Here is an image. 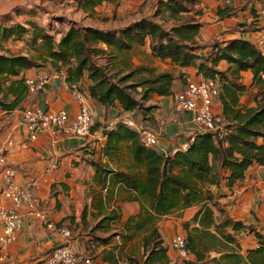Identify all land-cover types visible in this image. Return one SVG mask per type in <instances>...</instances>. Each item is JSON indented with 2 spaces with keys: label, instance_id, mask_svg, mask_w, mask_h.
Returning <instances> with one entry per match:
<instances>
[{
  "label": "trees",
  "instance_id": "obj_1",
  "mask_svg": "<svg viewBox=\"0 0 264 264\" xmlns=\"http://www.w3.org/2000/svg\"><path fill=\"white\" fill-rule=\"evenodd\" d=\"M77 1L79 9L92 14L103 3L118 2ZM186 11L185 0H160L150 18L110 30L72 25L60 39L35 21H28L26 25H9L0 17V42L24 40L29 36L28 47L34 52L29 56L0 53V109L8 113L21 109L28 96L26 71L50 66L57 73L65 72V80L70 87L79 89L83 81H87L89 97L102 105L105 112L118 109L115 118L132 115L138 123L136 115L144 118L145 111L153 109L144 108L142 103L148 102L153 94L172 96L179 77L171 72L155 73L154 69L146 66L127 73L118 71L110 74L119 54L129 52L135 46L149 44L153 57L169 60L181 68H196L198 74L218 83L217 99L222 105V121L229 131L226 137L228 145L223 147L214 133H198L188 150H178L171 155L143 146L135 130L119 123L108 132L104 153L109 155L118 150L122 142L131 143L138 171L117 172L93 163L95 180L102 188L108 183L126 186L137 193L135 199L150 203L152 212L160 216L200 206L192 220L198 227L184 224L187 250L196 257V261L184 259L185 264H207L211 251L222 253L220 260H213L215 264H220L219 261L247 264L243 256L231 253L234 252L232 246L239 248V244L228 228L234 232L256 234L260 247L249 251L248 258L264 254V238L253 227L226 216L219 205L221 195L214 194L212 188L220 189L222 181L233 188L246 178L251 167L264 165V53L255 43L245 39L199 44L197 37L204 25L201 8L196 12V20L179 23L169 30L153 20L165 14L179 18ZM204 50L207 51L202 54ZM103 57L110 58L105 65L94 62V58ZM221 62L229 65L226 71L218 69ZM247 71L252 73V84L258 89L254 96L256 106L251 108L240 104V97L247 89L241 82L242 73ZM142 72H148L149 76L133 80ZM137 95L141 99H137ZM213 207H219V211L225 214L221 223H217ZM116 219L115 216L104 217L93 230L106 231V224ZM148 231L143 241L145 252H149L144 264H153L156 259L167 262V250L157 227H150ZM109 239L97 238L102 243ZM105 259L113 262L114 258L110 255Z\"/></svg>",
  "mask_w": 264,
  "mask_h": 264
},
{
  "label": "crops",
  "instance_id": "obj_2",
  "mask_svg": "<svg viewBox=\"0 0 264 264\" xmlns=\"http://www.w3.org/2000/svg\"><path fill=\"white\" fill-rule=\"evenodd\" d=\"M4 2L6 0H0V15H3L1 12ZM76 7L78 10V1ZM200 7L204 12L201 18L204 25L197 37L201 45L213 43L215 40L226 42L233 39H245L257 45L264 36L262 16L264 0H200ZM146 47L153 59L178 68V71L171 73L179 78L175 82L172 96L160 97L153 94L147 102V106L153 109L145 111L144 118L142 115H136L135 118L141 127L160 134V144L157 148L160 152L173 155L172 153L178 151L191 137L204 133L193 122L192 112L178 110L174 99V96L181 93L189 83L200 81L204 76L198 74L196 68H181L169 60L157 59L153 57L149 44ZM206 51L204 50L202 54ZM10 53L24 56L34 54L27 45H24L22 50L7 52ZM228 67L226 62H221L218 69L226 71ZM149 68L154 69L150 66ZM154 71L157 73L155 69ZM46 76L50 82L40 97L28 95L22 108L10 113L0 109V148L9 142L12 143L7 151V158L9 164L17 171L16 182L23 186L30 180L38 181L40 184L38 195L50 221L69 229L73 242L78 243L87 252L93 253L94 264H114L115 261L117 264H144L149 252H145L143 241L148 236L150 227H157L168 258L167 262L156 259L153 264H185L173 241L178 236L186 239L184 224L191 223V227H198L192 220L201 207L194 206L160 216L152 212L150 203L141 198L135 199L137 193L126 186L108 183L102 188L96 182L93 163H100L106 169L117 172H135L138 169L135 167L129 142H122L118 150L109 155L104 153L106 137L114 128L111 124L118 109L105 112L102 105L89 97L87 81H83L79 89L92 109L97 112L91 134L83 139H73L47 131L39 133L37 140L29 141V128L23 117L24 109L66 111L71 117H75L81 110L73 87L65 80L64 71L57 73L49 66L31 69L25 73L26 78ZM241 82L247 89L240 97V104L247 108L255 107L254 96L258 89L252 84V73L243 72ZM214 110L222 113V105L218 99L215 100ZM53 167L56 168L48 172ZM262 189L264 165L251 167L246 178L233 188L227 187L226 181H222L220 189L212 188L214 194L221 195L219 205L227 213L226 216L253 227L256 233L264 238V206L260 196ZM0 204L9 205L2 195L1 178ZM213 211L217 223H221L225 214L219 211V207H213ZM108 216L117 218L106 224L108 230H93L104 217ZM145 221L149 222L143 224ZM99 232L106 233L107 237L97 235ZM228 232L234 235L239 244V248L232 246L234 252L231 253L243 256L247 264H259V261L264 264V254H254L248 258L249 251L258 249L259 240L255 233L234 232L229 228ZM109 236L120 240L117 242L109 240L106 243L97 240L100 237L107 239ZM126 236L131 238L125 239ZM64 242L61 233L52 231L43 222L31 218L18 231L16 241L5 250L6 261L2 264H46V259L53 249ZM110 255L114 258L113 262L105 259ZM158 256L156 255L157 258ZM221 256L222 253L211 251L207 264H215L213 260H220ZM190 260L196 261V257L190 254ZM219 262L224 264V261Z\"/></svg>",
  "mask_w": 264,
  "mask_h": 264
},
{
  "label": "built area",
  "instance_id": "obj_3",
  "mask_svg": "<svg viewBox=\"0 0 264 264\" xmlns=\"http://www.w3.org/2000/svg\"><path fill=\"white\" fill-rule=\"evenodd\" d=\"M262 16L264 18V12ZM257 45L264 51V36ZM49 82L48 76L26 78L25 84L28 95L35 98L40 97ZM73 89L74 95L81 104V110L75 117H71L66 111H50L41 108L23 110V117L29 128V141L37 140L39 133L47 131L73 139H83L91 134L97 112L92 109L77 87H73ZM218 94V83L213 79L204 77L200 81L189 83L181 93L174 96V99L178 110L192 112L193 122L199 127V130L205 133H214L221 140L223 147H226L228 145L226 137L229 131L225 127L221 115L214 110V103ZM119 123L135 130L139 134V141L143 146L159 148L160 134L141 127L132 115L115 118L111 125L115 127ZM194 139L195 137H191L189 141L181 145L179 150H188ZM10 146H12L11 142L0 148L1 191L4 199L9 202V205L0 204V264L6 261L4 253L7 247L16 241L18 231L31 218L43 222L48 229L61 233L65 240L63 244L53 249L46 259V264H94L93 253L87 252L78 243L73 242L69 229L50 221L47 212L42 208L41 199L38 195L40 190L38 181L30 180L23 186L16 182L17 171L9 164L7 158V151ZM55 168H51L48 172ZM260 196L264 206V189L261 190ZM173 245L180 255L189 261L190 253L186 247L185 237H176Z\"/></svg>",
  "mask_w": 264,
  "mask_h": 264
},
{
  "label": "rangeland",
  "instance_id": "obj_4",
  "mask_svg": "<svg viewBox=\"0 0 264 264\" xmlns=\"http://www.w3.org/2000/svg\"><path fill=\"white\" fill-rule=\"evenodd\" d=\"M159 1L160 0H118V2L116 1L112 4L104 3L97 8L96 13L89 14L84 11H79V9L77 10V0H10L9 2L6 0L2 5L3 11L1 13H3V15H0V17L3 21L9 23V25L17 23L26 25L28 21H35L40 26L48 29L57 39H60L72 25L110 30L120 29L146 17L150 18L154 15ZM185 5L187 11L181 14L179 18H172L169 14H165L164 16L160 15L153 18V20L160 23L166 30H169L179 23L191 19L196 20V12L201 8L200 0H185ZM30 40L29 36H25L24 40L0 42V53H7L10 50H14L15 52L22 50L24 45L28 46ZM107 58L109 57L94 58V62L98 65H105L110 60V58ZM139 66L153 67L157 73L161 71H178V68H175L172 64L161 63L153 59L148 53V48L145 45L140 47L135 46V48L129 52L119 54L116 59L115 68H110V74H114L118 71L127 73L131 69H136ZM148 76V72H142L137 74L133 80ZM137 99H141V96L137 95ZM142 105L146 108L147 102H143ZM96 234L107 237L105 236L106 233L103 232ZM109 237V240L112 242L120 240L114 236Z\"/></svg>",
  "mask_w": 264,
  "mask_h": 264
}]
</instances>
